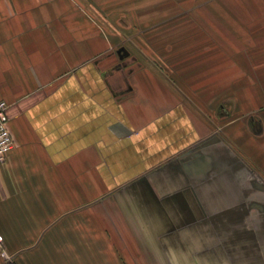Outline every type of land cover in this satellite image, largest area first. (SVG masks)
Listing matches in <instances>:
<instances>
[{"label": "crops", "instance_id": "obj_1", "mask_svg": "<svg viewBox=\"0 0 264 264\" xmlns=\"http://www.w3.org/2000/svg\"><path fill=\"white\" fill-rule=\"evenodd\" d=\"M242 1L0 0V264H264V0Z\"/></svg>", "mask_w": 264, "mask_h": 264}, {"label": "built area", "instance_id": "obj_2", "mask_svg": "<svg viewBox=\"0 0 264 264\" xmlns=\"http://www.w3.org/2000/svg\"><path fill=\"white\" fill-rule=\"evenodd\" d=\"M8 104L1 100L0 101V162H3L6 158L7 153L13 149L14 140L11 136L8 128ZM0 258L9 259L6 248L4 246V239L0 233Z\"/></svg>", "mask_w": 264, "mask_h": 264}, {"label": "rangeland", "instance_id": "obj_3", "mask_svg": "<svg viewBox=\"0 0 264 264\" xmlns=\"http://www.w3.org/2000/svg\"><path fill=\"white\" fill-rule=\"evenodd\" d=\"M226 2L229 4L228 0H226ZM243 4L244 2L242 0H236V5L235 7L236 8H242L243 7ZM259 6V5H258ZM252 8H255L254 6ZM262 18L260 17H252V22H251V26L253 27V29L259 27V22L261 21ZM244 18H241V21H243ZM241 26H240V32H236L232 35H234L235 37V41H236V49L237 51L239 52L240 50H243V42L246 41L248 42L250 39H249V34L247 32H244V26H243V22H240ZM246 31H247V26H246ZM231 36V35H230ZM233 37V36H231ZM261 37V34L259 32L257 33H252L251 34V43L253 44V49H252V52H253V61L255 62H259L260 59H261V50L259 49V46H260V39ZM255 46V47H254ZM258 72V71H257ZM259 83V82H257Z\"/></svg>", "mask_w": 264, "mask_h": 264}]
</instances>
